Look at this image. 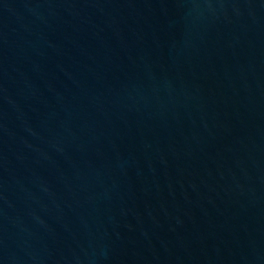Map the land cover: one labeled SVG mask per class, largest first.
Listing matches in <instances>:
<instances>
[{
	"label": "water",
	"instance_id": "95a60500",
	"mask_svg": "<svg viewBox=\"0 0 264 264\" xmlns=\"http://www.w3.org/2000/svg\"><path fill=\"white\" fill-rule=\"evenodd\" d=\"M0 264H264V0H0Z\"/></svg>",
	"mask_w": 264,
	"mask_h": 264
}]
</instances>
